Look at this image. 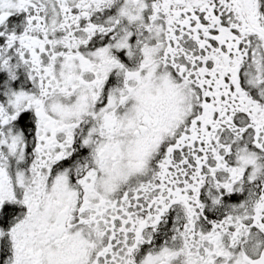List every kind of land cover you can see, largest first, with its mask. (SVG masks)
I'll use <instances>...</instances> for the list:
<instances>
[{
  "label": "snow or ice",
  "instance_id": "snow-or-ice-1",
  "mask_svg": "<svg viewBox=\"0 0 264 264\" xmlns=\"http://www.w3.org/2000/svg\"><path fill=\"white\" fill-rule=\"evenodd\" d=\"M0 264H264V0H0Z\"/></svg>",
  "mask_w": 264,
  "mask_h": 264
}]
</instances>
